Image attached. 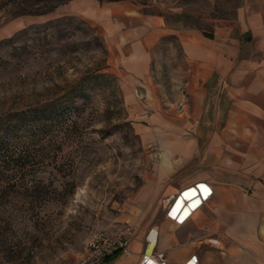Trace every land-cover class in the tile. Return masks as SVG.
Segmentation results:
<instances>
[{
	"label": "rangeland",
	"instance_id": "1",
	"mask_svg": "<svg viewBox=\"0 0 264 264\" xmlns=\"http://www.w3.org/2000/svg\"><path fill=\"white\" fill-rule=\"evenodd\" d=\"M67 1L0 0V115L41 106L66 89L77 107L58 119L48 145L28 138L30 159L17 180L23 188L0 185V264H79L93 235L114 237L127 225L134 233L162 199L149 194L155 172L179 162L184 110L178 105L186 102L189 84L181 80L178 40L169 37L153 51L149 80L123 82L106 69V44L95 25L74 14L44 18ZM131 1L170 23L180 18L207 31L211 19L231 21L242 4ZM102 71L112 76L88 77Z\"/></svg>",
	"mask_w": 264,
	"mask_h": 264
},
{
	"label": "crops",
	"instance_id": "2",
	"mask_svg": "<svg viewBox=\"0 0 264 264\" xmlns=\"http://www.w3.org/2000/svg\"><path fill=\"white\" fill-rule=\"evenodd\" d=\"M241 3L231 21L211 19L210 31L180 18L170 23L131 0H68L45 14H74L95 25L106 69L127 83L151 78L161 41L173 37L181 47V80L189 87L179 162L155 172L149 194L162 199L149 207L152 219L135 228L128 252L109 264H145L151 238L159 264L193 257L196 264H264V0ZM197 183L212 193L184 222L166 212L157 218L168 196Z\"/></svg>",
	"mask_w": 264,
	"mask_h": 264
},
{
	"label": "trees",
	"instance_id": "3",
	"mask_svg": "<svg viewBox=\"0 0 264 264\" xmlns=\"http://www.w3.org/2000/svg\"><path fill=\"white\" fill-rule=\"evenodd\" d=\"M61 3L55 4L53 8ZM45 12L42 11L39 14ZM205 34L209 37L212 36L210 33ZM109 75L111 74L102 71L90 74L88 77L92 81H96L109 77ZM64 92V95L41 106L0 115V185H2V189H9L10 185L13 186L12 188H23L20 181L18 183L17 180L20 179V171H24L30 159L28 145L31 141H27L28 138L38 137L42 141L45 140L46 143L40 148L48 145L51 141L48 138L53 132L54 125L58 124V119L66 114H74L77 110V107L72 103L71 94L73 91L66 89ZM25 133L27 134L26 139ZM58 148L61 149V147ZM31 158L34 159L35 155ZM10 171L12 174L8 175ZM12 180L14 181L10 183ZM120 254V251H116L113 255L106 257L101 264H109Z\"/></svg>",
	"mask_w": 264,
	"mask_h": 264
},
{
	"label": "built area",
	"instance_id": "4",
	"mask_svg": "<svg viewBox=\"0 0 264 264\" xmlns=\"http://www.w3.org/2000/svg\"><path fill=\"white\" fill-rule=\"evenodd\" d=\"M178 106L182 108L183 103H179ZM132 234V225H127L114 237L104 232L93 235L80 256L79 264H101L106 257L113 255L116 251L126 254Z\"/></svg>",
	"mask_w": 264,
	"mask_h": 264
},
{
	"label": "water",
	"instance_id": "5",
	"mask_svg": "<svg viewBox=\"0 0 264 264\" xmlns=\"http://www.w3.org/2000/svg\"><path fill=\"white\" fill-rule=\"evenodd\" d=\"M209 192H210V188L205 183H197L193 186L185 188L177 196L176 200L174 201L173 205L168 211V215L179 222L186 208H188L187 206L192 205V203L201 202L202 198H204L206 194H209ZM184 201H186L187 203L186 205H183ZM153 245H154V239L151 238L145 250V255H146L145 264H147L150 260L149 255L152 254H148V253L149 251H151V253L153 252ZM192 260H194L195 262V257L191 258L190 261L186 264H189Z\"/></svg>",
	"mask_w": 264,
	"mask_h": 264
},
{
	"label": "bare ground",
	"instance_id": "6",
	"mask_svg": "<svg viewBox=\"0 0 264 264\" xmlns=\"http://www.w3.org/2000/svg\"><path fill=\"white\" fill-rule=\"evenodd\" d=\"M187 188H188V187H187ZM209 188H210V187H209ZM184 189H185V188H184ZM184 189H182V190H184ZM182 190H180V191L178 192V194L174 197V199L171 201L170 205L168 206V208H167V210H166V214L168 213L169 209L171 208V206L173 205V203H174V201L176 200L177 196L179 195V193H180ZM210 193H212V189H210L209 194H210ZM209 194H206L205 197L202 198V201H201V202L192 203V205L187 206L188 208H186L185 212H184L183 215L181 216L180 221H179L178 223H180L181 221H183L185 218L187 219V218L193 213L194 210H196L197 208H199L200 205L204 202V200H206V199L210 196ZM208 195H209V196H208ZM186 204H187L186 201H184V202H183V205H186ZM171 218H172V217H171ZM171 218H170V219H171ZM172 219H173V218H172ZM186 219H185V220H186ZM185 220H184V221H185ZM175 221H176V219H175ZM184 221H183V222H184ZM176 222H177V221H176ZM148 254H152L151 251H149ZM149 258H150V260H149V262H148L147 264H159L156 260H154V258H152V255H149ZM189 264H196V263L194 262V260H192Z\"/></svg>",
	"mask_w": 264,
	"mask_h": 264
}]
</instances>
